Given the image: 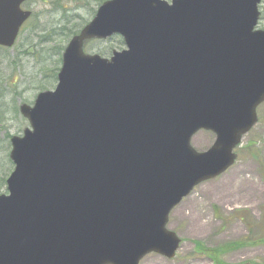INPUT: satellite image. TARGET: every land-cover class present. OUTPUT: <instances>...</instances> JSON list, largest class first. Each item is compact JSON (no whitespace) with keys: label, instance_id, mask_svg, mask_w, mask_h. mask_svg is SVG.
<instances>
[{"label":"water","instance_id":"obj_1","mask_svg":"<svg viewBox=\"0 0 264 264\" xmlns=\"http://www.w3.org/2000/svg\"><path fill=\"white\" fill-rule=\"evenodd\" d=\"M0 0V46L32 12ZM263 0H109L62 56L54 90L19 111L0 195V264L173 260L170 215L234 166L264 104ZM121 36L111 58L87 42ZM200 131L215 135L205 152Z\"/></svg>","mask_w":264,"mask_h":264},{"label":"rangeland","instance_id":"obj_2","mask_svg":"<svg viewBox=\"0 0 264 264\" xmlns=\"http://www.w3.org/2000/svg\"><path fill=\"white\" fill-rule=\"evenodd\" d=\"M60 4L70 6L68 19L73 17L70 28L82 26L83 20L89 23L92 16L88 14V9H97L94 0L28 2L24 8L32 12V18L24 35L29 34L28 30L32 28L30 34L32 45L38 46L40 41L39 38H33L37 34L33 27L37 28L38 24L41 27L63 25V12L58 11ZM80 4L83 5L82 8L75 9ZM73 10H77L78 19L74 17ZM257 29L264 30V19L260 21ZM21 40L20 37L18 45ZM68 42L60 37L56 41L45 43L42 48L51 54L55 44L65 47ZM112 46L117 50L115 41L94 43L89 52L109 58ZM25 50H28L30 55L22 57L23 66L15 74L17 86H7L10 84L11 76L12 83L15 81L13 66L8 61V55L10 59L17 58L15 49L6 52V56L0 52V78L4 81L0 83L7 90L4 101L8 108H12L14 102L18 105H32L40 92L53 90L57 85V80L45 82L44 76L52 74L51 70H56L58 73L61 68V63L58 62L59 56H54L43 66L37 63L39 59L35 58V50L31 47ZM40 71H44V75ZM40 86L42 88L38 91L37 88ZM11 88L15 90L12 91ZM258 113L260 123L244 138L238 149V160L235 165L222 176L196 187L172 212L168 228L182 239L177 257L174 260H167L158 255H150L141 264H264V104ZM5 126L12 136H19L28 124L26 121H21V116L18 118L11 114L8 115ZM214 141V134L200 131L193 138L192 146L199 152H205ZM198 244L206 250H222L221 248L231 244L235 247L222 255L214 254L212 258L209 254L198 250Z\"/></svg>","mask_w":264,"mask_h":264},{"label":"trees","instance_id":"obj_3","mask_svg":"<svg viewBox=\"0 0 264 264\" xmlns=\"http://www.w3.org/2000/svg\"><path fill=\"white\" fill-rule=\"evenodd\" d=\"M95 1V5L98 8L102 3H104L107 0H94ZM264 3V1H263ZM263 3L260 6V10H261V20L264 19V8H263ZM83 5H79L77 8L75 9H81ZM70 6L66 5V4H60L58 6L59 10L58 11H62L63 12V20L64 23L62 26L59 27H50L49 25L46 27H41L39 24L36 27H33V30L37 32V34L33 37V38H39V44L38 46H34L33 44V40L30 41V37H32L30 34L32 32V28H30L29 34L24 35V33L27 31L28 29V23H30V21L23 27L21 33H20V37H21V44L19 43L15 45V47L13 49H5L0 47V52L4 54V56H6V52L10 51V50H14L15 49V53L17 55V58H12L10 59V56L8 55V61L10 62V64L13 66V72H14V82L13 78L11 76V81L10 84H7V86H17V78H15V74H17V70L19 68H21L23 66L22 64V57L25 56L27 57V55H30L28 50H25L27 47H31L33 50H35V58H38L39 61H37V63L39 64H43V66H45V63H48L51 58H53L54 56H59V63H62V53L65 49V47L63 45L60 44H55V47L52 48L51 50V54H48L49 51L43 50V46L45 45V43L49 42V41H56L58 40L60 37H63L66 40H70L73 36L77 35L80 30L84 27V25L87 24V21L83 20L82 26L80 27H75V28H70L69 25L73 22V17L69 20L68 19V12H69V8ZM95 8L92 9H88V14L90 16L95 15L96 13ZM75 13L76 19H78V15L76 14L77 10H73ZM91 18V19H92ZM82 27V28H81ZM19 37V38H20ZM115 41L117 43V50H122V48L124 47V42L123 39L119 36H115L112 37L109 40L103 41V40H93L87 43V51H89V49H91V45L94 43H107V42H113ZM18 43V42H17ZM41 46V48L39 47ZM115 50V46H112V48H110L109 53L112 55L113 51ZM108 53V54H109ZM103 56V55H102ZM43 58L45 59V61H43ZM42 61V62H41ZM58 71V70H57ZM43 72L44 75V71H40V73ZM59 72V71H58ZM50 75L45 74L44 76V81L49 83L50 81H56L57 80V72L56 70H51ZM0 82H4L2 78H0ZM2 83H0V194L6 192V187H7V179L10 175V173L13 170V164L10 160L9 157V153L11 150V143H10V139L12 137V135L10 134V132L6 129L5 123L7 121V117L8 115L13 114L15 117H20V112H19V105L14 102L13 107L8 108L9 106L6 104V102L4 101V97H6L7 95V90L5 87H3ZM42 88V86L38 87L37 90L39 91ZM12 91L15 90V88H11ZM28 90V89H26ZM21 121H26L25 119H23L21 117ZM234 244L228 245L226 247L221 248L220 249H209L206 250L205 248H202V246H200L198 244V250L203 251V253H207L210 255V257L213 258V255L216 254V256L222 255L225 252H229L231 250L234 249ZM202 253V252H201Z\"/></svg>","mask_w":264,"mask_h":264}]
</instances>
